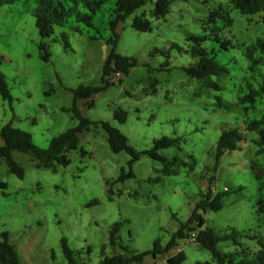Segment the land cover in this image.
I'll use <instances>...</instances> for the list:
<instances>
[{
    "label": "rangeland",
    "instance_id": "374dc122",
    "mask_svg": "<svg viewBox=\"0 0 264 264\" xmlns=\"http://www.w3.org/2000/svg\"><path fill=\"white\" fill-rule=\"evenodd\" d=\"M59 1L66 9L73 5L72 0ZM36 4V0H16L0 5V72L13 97L10 103L0 93V128L11 122L30 132L35 144L47 148L53 137L78 124L71 110L73 89L104 84L109 20L116 0H107L93 14L92 26L69 14L64 24L54 25L48 38L38 33ZM220 6L233 21L226 25L218 19L216 24H207L210 11ZM153 7L154 1L146 2L119 27L116 51L135 60L136 66L126 74L111 71L105 90L77 101L81 115L93 123L81 133L78 147L67 152L68 165H57L56 170L38 167L30 153L13 150L12 158L25 172L20 178L0 157V183L6 184L0 185V234L9 233L21 264H69L62 238L79 263L89 264L116 251L150 250L157 240L164 246L209 187L214 192L229 191L222 209L203 213L204 226L220 236L239 232L240 245L221 240L218 250L240 259L252 258L261 249L264 216L257 202L264 191V148L246 125L264 114V95L254 104L240 98L264 79V66L258 65L257 71L251 68L252 59L261 56L255 42L264 37V12L243 15L231 0H170L169 13L156 19L151 15ZM78 11L88 12L83 5ZM135 15L149 19L152 29H134ZM216 33L231 41L228 50L220 48ZM206 34L210 38L203 46L215 50L216 59L230 69L225 76L211 77L219 89L183 69L194 61L186 51L192 44L188 37ZM41 42L48 45V61L42 58ZM172 43L183 50L172 48ZM219 99L232 105L220 106ZM118 109L127 111L126 122L114 117ZM97 121L120 129L138 151L151 149L163 136L178 138V142L158 150L165 161L141 155L130 166L131 155L113 151ZM230 127L240 129L244 140L240 148L226 151L216 166L217 141ZM130 169L134 176L117 180ZM92 201L96 203L90 205ZM116 223L119 239L112 247L109 234ZM179 251L186 257L181 264H218L192 234L144 264L168 262Z\"/></svg>",
    "mask_w": 264,
    "mask_h": 264
},
{
    "label": "trees",
    "instance_id": "16d2710c",
    "mask_svg": "<svg viewBox=\"0 0 264 264\" xmlns=\"http://www.w3.org/2000/svg\"><path fill=\"white\" fill-rule=\"evenodd\" d=\"M16 0H0V5L13 3ZM107 0H72L73 5L66 9L59 0H36V7L34 10V16L38 33L43 38L50 37L54 32V25H62L66 22L69 14H75L77 20L92 26L93 14L101 8V6ZM148 1H154V7L151 10V15L160 19L165 17L170 11V0H116V7L114 13L109 20V29L111 31V37L108 44L110 50L103 67V85L97 86H83L80 85L73 89L74 104L71 108L74 115L77 117L78 124L65 130L64 132L53 137L47 148H42L35 144L30 132L20 129L12 125L11 122L5 124L0 128V157L6 159L9 169L12 173L18 177H24L23 167L12 158V151L18 150L21 152L30 153L36 160L38 167H47L56 170L57 165L66 166L70 160L67 156V152L72 149H76L80 144V135L85 130H88L90 124L93 123L87 117L81 115L80 110L77 107V101L79 99L88 100L94 95L105 90L109 84L106 80V76L113 70H118L124 74L128 73L131 67L136 66V61L132 58L118 53L116 51V45L120 38L119 27L120 24L130 15L135 13L142 5ZM235 9L243 15H253L259 12H264V0H231ZM79 5H83L88 12L81 13L78 11ZM221 19L226 25H229L233 19L230 17L228 11L222 6L210 11L207 16V24H216L217 20ZM132 27L138 31H149L152 29L151 21L143 15H135L132 22ZM216 28V27H215ZM218 28V27H217ZM215 40L220 43V48L228 50L231 45L230 40H223L217 36ZM65 41V47L69 46V41L66 34L62 35ZM207 38L206 35H190L188 39L192 41L189 48L186 50L194 61L184 67V71L189 76L205 81L208 87L219 89V85L211 80L212 76H225L230 72V69L216 59L215 50L210 51L203 46ZM172 48H177L182 51L183 47L178 43H172ZM40 50L43 51L42 58L48 61L50 58V52L48 45L41 42ZM255 48L259 51L260 57L252 59V66L254 71L258 70V65L264 66V37L256 39ZM156 52L164 54L165 51L161 49L155 50ZM0 93L3 99L12 103L13 97L5 80L4 75L0 72ZM264 95V79L258 85V88L249 90L247 94L240 98L242 102L254 104L258 97ZM220 106L230 108L232 103L224 104L219 99ZM114 117L121 123L127 120V111L118 109L114 112ZM101 124L108 135V143L110 148L115 151H126L131 155L129 161L130 166L140 159L141 155H149L150 157L165 161L158 150L161 148L169 147L178 142V138H172L163 136L158 138L154 142V146L151 149L138 151L132 145L129 144L127 136L117 127L113 126L108 121L94 122ZM247 130L255 132L258 136L256 139L257 144L264 148V114L258 118L249 121L246 125ZM244 140L243 133L237 127H230L221 133L216 145V162L218 166L222 155L228 150H236L240 148V143ZM263 149H260V151ZM166 175H170L168 171H165ZM134 176L132 169L127 173L122 172L118 177V181H122L128 177ZM2 187H5V183H0ZM228 189L214 192L210 187L203 194L200 200L195 204L190 216L185 222L180 223L179 228L174 231L169 241L162 246L160 241H155L153 248L143 252H133L127 254L126 252L116 251L112 255H104L103 259L97 264H142L145 257L150 255L158 256L165 250H169L179 244V241L188 238L189 234L196 233V241L203 247L208 249L213 256V259L218 264H264V241L261 242V249L258 250L254 257H242L238 259L235 253L224 254L218 250L217 244L221 240L231 239L235 245H240L239 232L233 230L230 233L222 236L218 235L213 228L205 227V218L203 213L214 210L218 211L223 207V199L228 193ZM96 201H92L91 204H95ZM257 210L264 216V191L262 192L258 202ZM194 225V227L192 226ZM118 226L116 223L111 229L109 234V244L112 247H116L118 244ZM61 247L65 258L69 264H89L87 262H78L73 249L69 246L66 238L61 239ZM185 254L183 251H179L177 254L168 258L169 264H181L185 260ZM0 264H21L19 252L14 244L9 240V233L3 231L0 234Z\"/></svg>",
    "mask_w": 264,
    "mask_h": 264
},
{
    "label": "built area",
    "instance_id": "2783aa9c",
    "mask_svg": "<svg viewBox=\"0 0 264 264\" xmlns=\"http://www.w3.org/2000/svg\"><path fill=\"white\" fill-rule=\"evenodd\" d=\"M225 189H227V188H225ZM192 238H196V233H192ZM188 238H185V239H183V240H187ZM153 264H169L167 261H164V260H162V259H160V260H158V261H155V263H153Z\"/></svg>",
    "mask_w": 264,
    "mask_h": 264
},
{
    "label": "crops",
    "instance_id": "0c3cea01",
    "mask_svg": "<svg viewBox=\"0 0 264 264\" xmlns=\"http://www.w3.org/2000/svg\"><path fill=\"white\" fill-rule=\"evenodd\" d=\"M157 257H158V256H153V255H150V256H148V257H145L144 262H143L142 264L147 263V262H152V261H154ZM148 258H149V259H148Z\"/></svg>",
    "mask_w": 264,
    "mask_h": 264
}]
</instances>
